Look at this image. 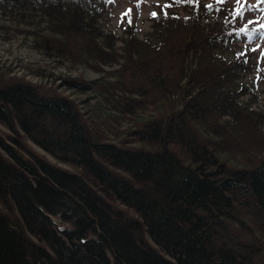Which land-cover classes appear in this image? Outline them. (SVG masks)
Returning <instances> with one entry per match:
<instances>
[{
  "label": "trees",
  "instance_id": "16d2710c",
  "mask_svg": "<svg viewBox=\"0 0 264 264\" xmlns=\"http://www.w3.org/2000/svg\"><path fill=\"white\" fill-rule=\"evenodd\" d=\"M111 2L0 0L1 15L46 24L36 49L109 76L64 83L114 111L96 102L93 118L0 70V124L16 126L0 131V264H264L262 56L237 46L245 24L225 0L177 2L191 14L165 7L144 40L124 15L116 49L100 28Z\"/></svg>",
  "mask_w": 264,
  "mask_h": 264
},
{
  "label": "rangeland",
  "instance_id": "374dc122",
  "mask_svg": "<svg viewBox=\"0 0 264 264\" xmlns=\"http://www.w3.org/2000/svg\"><path fill=\"white\" fill-rule=\"evenodd\" d=\"M205 3H209L212 0H203ZM226 7L230 10L236 7V0H225ZM246 3V11L243 18L237 17L240 22L247 24L248 21L260 22L251 32L253 39V46L256 48V54L262 56L264 53V20L260 19L259 13L254 9L255 6H264L261 0H244ZM176 0H112L109 6V13L100 22V28L105 32L114 33L117 38L114 47L119 49L122 47L121 39H124L123 28L120 22L128 13L133 18L134 26H136V37L139 40H144L146 37H150L152 33V19L155 18L152 13H156L157 16L162 15V11L166 5H171L170 11L173 14L188 17L192 11L190 5H182L174 7ZM183 3V2H181ZM258 3V4H257ZM257 4V5H256ZM249 5L254 7L249 8ZM258 7V8H259ZM129 10H131L129 12ZM31 32H43L47 34L46 24L42 23L38 25L36 18L25 19L23 21H17L11 19L7 15H1L0 13V70L7 73V76H14L15 79H23L31 85H44L46 87L57 88L58 93L64 95L68 99H74L80 108L81 113H85L93 118L98 113L96 109V102L101 104L100 115H114V111L109 107V104L101 101L99 96H96L93 92L79 91L74 87L68 89V84L64 83V80H71V78H83L87 81L97 80L104 78L105 80H112L104 73L96 72L85 65H70L67 62H59L57 58L47 55L35 48L33 37ZM151 38V37H150ZM249 38L245 39L243 43H238L237 46L245 48ZM233 48V47H232ZM235 49V48H234ZM119 51V50H118ZM261 68H259V82L257 83L258 89L254 97H257L250 104V108L255 111L264 110V56L261 59ZM117 66L108 67L106 65L101 66L102 71L115 70ZM256 76L251 74L246 75L242 79V83L246 84L249 80H254ZM90 97V99L88 98ZM248 96H243L242 101L246 102ZM128 127L127 123H123L120 129ZM0 131L8 134V130L0 124ZM33 151H35L40 157H44L50 163L56 164L62 169L71 170L67 164L60 163L52 158L44 150H40L32 142L27 143Z\"/></svg>",
  "mask_w": 264,
  "mask_h": 264
},
{
  "label": "snow or ice",
  "instance_id": "6c2138e0",
  "mask_svg": "<svg viewBox=\"0 0 264 264\" xmlns=\"http://www.w3.org/2000/svg\"><path fill=\"white\" fill-rule=\"evenodd\" d=\"M176 2H184V3H199V0H176ZM219 3H223L224 0H218ZM262 3H264V0H261ZM171 5H166L165 7H170ZM206 7L208 8H212L211 4L206 5ZM254 7V5H249V8ZM131 10H129L130 12ZM246 11L245 7H244V0H236V7L233 9V17H241L243 18L244 16V12ZM125 15H128V13H125ZM152 15L155 17L156 13H152ZM248 23H256V21H248ZM261 27H264V24H261ZM240 34H246L248 36V38L251 40L252 39V33L251 31H249L248 29V24H245L244 26L240 27L237 35ZM256 49H252V51H255ZM240 55H245L244 52H241ZM262 56H264V53H261Z\"/></svg>",
  "mask_w": 264,
  "mask_h": 264
},
{
  "label": "flooded vegetation",
  "instance_id": "af4514ba",
  "mask_svg": "<svg viewBox=\"0 0 264 264\" xmlns=\"http://www.w3.org/2000/svg\"><path fill=\"white\" fill-rule=\"evenodd\" d=\"M0 117H1V115H0ZM1 118H2V120H3V119L6 118V116L3 115ZM4 128H5L6 130H8V129H16V126L14 127V126H10V125H9L8 127H4Z\"/></svg>",
  "mask_w": 264,
  "mask_h": 264
},
{
  "label": "water",
  "instance_id": "95a60500",
  "mask_svg": "<svg viewBox=\"0 0 264 264\" xmlns=\"http://www.w3.org/2000/svg\"><path fill=\"white\" fill-rule=\"evenodd\" d=\"M52 222H53L54 224H56V223H59V220H57V219H55V218H52Z\"/></svg>",
  "mask_w": 264,
  "mask_h": 264
}]
</instances>
